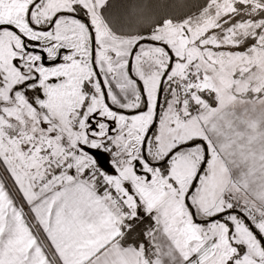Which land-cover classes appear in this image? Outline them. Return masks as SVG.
I'll return each instance as SVG.
<instances>
[{
	"label": "snow or ice",
	"instance_id": "obj_1",
	"mask_svg": "<svg viewBox=\"0 0 264 264\" xmlns=\"http://www.w3.org/2000/svg\"><path fill=\"white\" fill-rule=\"evenodd\" d=\"M0 264H264V0H0Z\"/></svg>",
	"mask_w": 264,
	"mask_h": 264
}]
</instances>
